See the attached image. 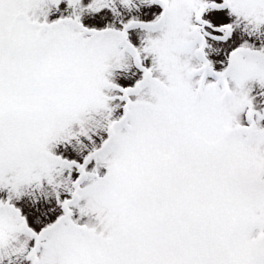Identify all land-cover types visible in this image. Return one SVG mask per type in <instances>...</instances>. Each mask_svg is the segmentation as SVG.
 I'll return each instance as SVG.
<instances>
[{
	"label": "snow or ice",
	"instance_id": "snow-or-ice-1",
	"mask_svg": "<svg viewBox=\"0 0 264 264\" xmlns=\"http://www.w3.org/2000/svg\"><path fill=\"white\" fill-rule=\"evenodd\" d=\"M0 264H264V0H0Z\"/></svg>",
	"mask_w": 264,
	"mask_h": 264
}]
</instances>
